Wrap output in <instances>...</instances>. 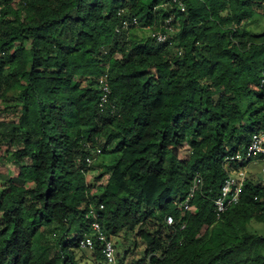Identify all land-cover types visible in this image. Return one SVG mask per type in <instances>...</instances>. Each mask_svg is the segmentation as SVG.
<instances>
[{"label":"trees","instance_id":"trees-1","mask_svg":"<svg viewBox=\"0 0 264 264\" xmlns=\"http://www.w3.org/2000/svg\"><path fill=\"white\" fill-rule=\"evenodd\" d=\"M183 1L0 0V264H108L94 214L118 264H264V185L215 208L264 130V0Z\"/></svg>","mask_w":264,"mask_h":264},{"label":"built area","instance_id":"built-area-1","mask_svg":"<svg viewBox=\"0 0 264 264\" xmlns=\"http://www.w3.org/2000/svg\"><path fill=\"white\" fill-rule=\"evenodd\" d=\"M167 3H174L179 9L186 10V5L183 0H167ZM1 16V12H0ZM174 17L171 15L165 19V22L163 23V30L154 31L152 33V36L155 37L159 42H165L168 38L169 32L173 31V22ZM122 24V27H118V32H121L123 29H128L132 24L137 25L138 21L137 19L134 20H128L124 19ZM100 85L101 88L104 91L103 97L101 99V104H104L108 100V95L111 92L109 83L107 81V77L104 75L100 78ZM261 88L264 91V74L261 79ZM264 159V130L257 131L253 133L250 144L248 146L246 153H240L238 152L236 155L231 157V160H236L239 162H248L252 161L253 159ZM94 158L89 157L87 159V162L89 164L93 163ZM247 179L246 172L239 169L235 174H231V176L225 181V184L222 187L221 194L219 197L215 200V208H216V214L218 217H220L228 207H230L233 204L239 203L241 198V193L244 187V183ZM201 183L200 178H196L194 180V184L192 186V189L185 199L181 203V207L183 208V211H190L194 207L192 206L190 200L191 197L194 195V192L197 190L198 185ZM95 219L92 221L91 227L93 230V236H88L82 241L83 247H90L92 248L95 245V240H100L103 243V254L106 258V261L108 264H118V258H117V250L115 247V244L112 240H109L106 236V233L103 230L102 224L99 219L98 214H94ZM167 222L168 224L174 223V217L172 215L167 216Z\"/></svg>","mask_w":264,"mask_h":264},{"label":"rangeland","instance_id":"rangeland-1","mask_svg":"<svg viewBox=\"0 0 264 264\" xmlns=\"http://www.w3.org/2000/svg\"><path fill=\"white\" fill-rule=\"evenodd\" d=\"M252 27L258 33L262 32L264 31V21L258 25L254 24L252 25ZM134 31L136 32V36L140 37L148 36L152 32L151 29L139 27H136ZM5 115H0V121H5V124H8V122H11L12 120H17L16 118L18 116L16 111H10ZM3 127L4 125L0 126V132L3 130ZM4 148L6 149V147ZM7 167L8 164L4 163V159L0 160V184L2 183V181H4V178L8 173ZM241 170L245 171L246 176L253 179L256 183L259 182V184L264 185V159H253L248 165L243 166ZM232 173L235 174V171ZM251 226L255 229H258L260 233L264 235V223H258L253 221L251 223ZM130 262V260H127L125 264H129Z\"/></svg>","mask_w":264,"mask_h":264},{"label":"clouds","instance_id":"clouds-1","mask_svg":"<svg viewBox=\"0 0 264 264\" xmlns=\"http://www.w3.org/2000/svg\"><path fill=\"white\" fill-rule=\"evenodd\" d=\"M237 172V170L235 171V173ZM232 174V173H231Z\"/></svg>","mask_w":264,"mask_h":264}]
</instances>
